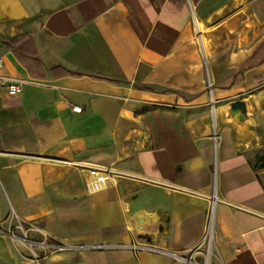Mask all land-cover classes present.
<instances>
[{
  "label": "crops",
  "instance_id": "0c3cea01",
  "mask_svg": "<svg viewBox=\"0 0 264 264\" xmlns=\"http://www.w3.org/2000/svg\"><path fill=\"white\" fill-rule=\"evenodd\" d=\"M203 1L0 0V75L21 82L0 87V230L13 214L111 246L44 264H264V168L250 164L264 148V59L240 71L264 46V0L222 3L243 57L211 108L199 55L182 51ZM93 167L108 170L94 192ZM130 243L157 252L116 247ZM0 264L34 263L0 233Z\"/></svg>",
  "mask_w": 264,
  "mask_h": 264
},
{
  "label": "rangeland",
  "instance_id": "374dc122",
  "mask_svg": "<svg viewBox=\"0 0 264 264\" xmlns=\"http://www.w3.org/2000/svg\"><path fill=\"white\" fill-rule=\"evenodd\" d=\"M224 1L225 0H204L201 5L202 12L191 18L183 42V52L197 53L199 55V65L201 69L200 85L203 88L202 93L206 95L209 108L213 105L214 89L218 90L221 87L229 85L230 80H225L223 78L230 74L231 70L240 64V60L243 57L238 55L239 46L235 44V34L231 33L232 31L228 30V27L226 28V26L223 25L224 20L228 17V15L223 14L224 11H227L226 7L222 6ZM238 2L239 0H236L234 6L238 7L240 5V2ZM215 10H218V13H213ZM228 14L230 15V13ZM203 50L206 53L207 60L201 55L203 54ZM233 53L234 55H231ZM242 98L243 96L232 98L229 101L231 102L229 109L232 104L242 105ZM244 112L243 110V114ZM229 116L233 118L235 122L241 121L239 114L233 117V115L229 113ZM247 117L248 119H254L258 122L256 125L257 133L263 131V124L260 123V113L251 112L249 110ZM219 133L220 130L218 129L212 130L213 137H215V134ZM263 149L264 148L251 155L250 164L253 169H257L258 164L256 163V158Z\"/></svg>",
  "mask_w": 264,
  "mask_h": 264
},
{
  "label": "built area",
  "instance_id": "2783aa9c",
  "mask_svg": "<svg viewBox=\"0 0 264 264\" xmlns=\"http://www.w3.org/2000/svg\"><path fill=\"white\" fill-rule=\"evenodd\" d=\"M20 84V81L0 75V87L5 88L7 92L11 94H17L20 91ZM79 111L80 109L78 107H71V112ZM107 175V169L95 167L88 168V189L92 192L101 190L104 187ZM0 233L6 235L11 241L24 246L27 251L28 259L34 264H44L50 257L58 254H79L81 252L99 251L111 248V246L103 244H79L55 240L54 238L41 234L33 223L18 220L13 214H10L5 220V229L4 231L0 230ZM31 234H37L38 237H31ZM208 239L209 232L207 229L202 236V240L207 241ZM116 247H125L134 252H157L154 248L135 243Z\"/></svg>",
  "mask_w": 264,
  "mask_h": 264
},
{
  "label": "trees",
  "instance_id": "16d2710c",
  "mask_svg": "<svg viewBox=\"0 0 264 264\" xmlns=\"http://www.w3.org/2000/svg\"><path fill=\"white\" fill-rule=\"evenodd\" d=\"M1 43L4 46H8V42L2 40ZM264 59V46L259 50V53L257 56L252 57L241 69L240 71L243 70H248L256 65H258L262 60ZM93 78H97V79H102L104 80V78L102 77H93ZM144 89L146 90H150V88L144 87ZM256 163L258 164L257 169H262L264 168V149L261 151V153L257 156L256 158ZM253 168V167H252Z\"/></svg>",
  "mask_w": 264,
  "mask_h": 264
},
{
  "label": "water",
  "instance_id": "95a60500",
  "mask_svg": "<svg viewBox=\"0 0 264 264\" xmlns=\"http://www.w3.org/2000/svg\"><path fill=\"white\" fill-rule=\"evenodd\" d=\"M230 113L232 115L237 114V113H240V115H243V106L241 104L240 105L232 104L230 106Z\"/></svg>",
  "mask_w": 264,
  "mask_h": 264
},
{
  "label": "bare ground",
  "instance_id": "6f19581e",
  "mask_svg": "<svg viewBox=\"0 0 264 264\" xmlns=\"http://www.w3.org/2000/svg\"><path fill=\"white\" fill-rule=\"evenodd\" d=\"M233 115L237 116L236 114H233Z\"/></svg>",
  "mask_w": 264,
  "mask_h": 264
}]
</instances>
